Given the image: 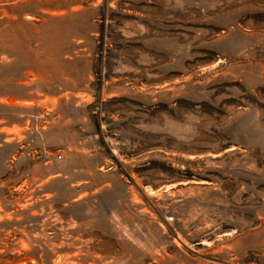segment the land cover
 <instances>
[{
  "label": "rangeland",
  "instance_id": "obj_1",
  "mask_svg": "<svg viewBox=\"0 0 264 264\" xmlns=\"http://www.w3.org/2000/svg\"><path fill=\"white\" fill-rule=\"evenodd\" d=\"M0 264H264V0H0Z\"/></svg>",
  "mask_w": 264,
  "mask_h": 264
}]
</instances>
